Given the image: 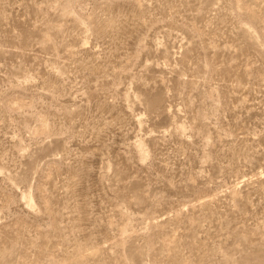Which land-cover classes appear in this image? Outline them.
I'll list each match as a JSON object with an SVG mask.
<instances>
[{"label":"rangeland","instance_id":"rangeland-1","mask_svg":"<svg viewBox=\"0 0 264 264\" xmlns=\"http://www.w3.org/2000/svg\"><path fill=\"white\" fill-rule=\"evenodd\" d=\"M0 264H264V0H0Z\"/></svg>","mask_w":264,"mask_h":264},{"label":"bare ground","instance_id":"bare-ground-1","mask_svg":"<svg viewBox=\"0 0 264 264\" xmlns=\"http://www.w3.org/2000/svg\"><path fill=\"white\" fill-rule=\"evenodd\" d=\"M31 201H32V200H31ZM31 201H30V203H32Z\"/></svg>","mask_w":264,"mask_h":264}]
</instances>
